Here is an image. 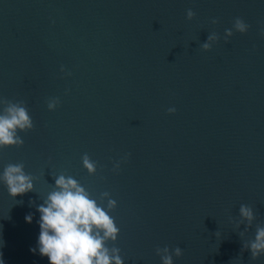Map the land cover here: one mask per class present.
Wrapping results in <instances>:
<instances>
[{
	"label": "water",
	"instance_id": "95a60500",
	"mask_svg": "<svg viewBox=\"0 0 264 264\" xmlns=\"http://www.w3.org/2000/svg\"><path fill=\"white\" fill-rule=\"evenodd\" d=\"M236 17L250 29L226 41ZM10 102L34 128L0 150V171L38 179L15 198L0 183L4 264H48L30 249L60 172L117 200L125 264H162L165 246L182 248L175 264H264L244 246L264 226V0H0V111Z\"/></svg>",
	"mask_w": 264,
	"mask_h": 264
},
{
	"label": "clouds",
	"instance_id": "9594fccd",
	"mask_svg": "<svg viewBox=\"0 0 264 264\" xmlns=\"http://www.w3.org/2000/svg\"><path fill=\"white\" fill-rule=\"evenodd\" d=\"M192 15L193 13L189 10L188 16ZM233 29L239 33H247L250 25L244 19L236 17L232 28L225 29L226 41L233 36ZM215 39H217L216 34L210 33L208 41ZM208 41L202 44L205 50L212 48ZM61 71H65L63 66ZM59 103V98H51L47 107L49 110H55ZM167 111L175 113L176 108L172 106ZM33 128V119L23 102L7 103L0 111V150L22 146L24 139L20 133ZM127 158L126 155L122 159ZM121 162L114 161V171L120 169ZM82 164L89 174H96L98 162L87 153L82 156ZM51 175L54 183L50 184V190L43 196V202L36 205L40 214L37 221L39 234L36 246L30 251L47 257L48 264H125L120 248L114 246V242L120 235V228L115 217L111 215L118 206L117 200L106 191L103 195L107 201L101 203L72 175L65 172ZM37 179V176L25 170L23 163H8L0 171V183L6 187L8 194L13 198L35 191ZM17 203H23V201H17ZM239 213L242 220L247 221L249 225L256 218L254 209L247 204L240 205ZM32 219V213L25 215L26 222L31 223ZM244 246L251 250L254 259L264 255V226H257L254 238L246 241ZM156 252L162 264H175L173 256L180 257L183 254L179 246L174 249L167 246L158 247ZM0 264H4L3 259H0Z\"/></svg>",
	"mask_w": 264,
	"mask_h": 264
}]
</instances>
